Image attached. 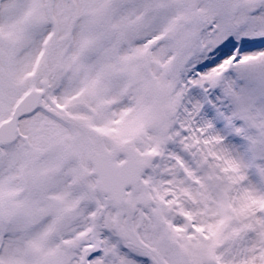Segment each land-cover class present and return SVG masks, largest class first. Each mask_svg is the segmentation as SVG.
I'll use <instances>...</instances> for the list:
<instances>
[{"label": "snow or ice", "instance_id": "1", "mask_svg": "<svg viewBox=\"0 0 264 264\" xmlns=\"http://www.w3.org/2000/svg\"><path fill=\"white\" fill-rule=\"evenodd\" d=\"M0 264H264V0H0Z\"/></svg>", "mask_w": 264, "mask_h": 264}]
</instances>
